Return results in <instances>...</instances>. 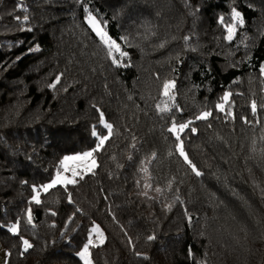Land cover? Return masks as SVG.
Listing matches in <instances>:
<instances>
[{"label":"trees","instance_id":"trees-1","mask_svg":"<svg viewBox=\"0 0 264 264\" xmlns=\"http://www.w3.org/2000/svg\"><path fill=\"white\" fill-rule=\"evenodd\" d=\"M234 11L243 24L228 40ZM89 13L126 66L112 64ZM262 68L264 0H0L6 264H84L95 223L106 239L90 246L93 264H264ZM165 81L182 111L159 113ZM202 111L212 116L195 120ZM172 117L193 121L182 138L200 176L176 152ZM104 122L113 134L97 150ZM89 150L92 171L43 190L65 156Z\"/></svg>","mask_w":264,"mask_h":264},{"label":"snow or ice","instance_id":"snow-or-ice-1","mask_svg":"<svg viewBox=\"0 0 264 264\" xmlns=\"http://www.w3.org/2000/svg\"><path fill=\"white\" fill-rule=\"evenodd\" d=\"M234 18L238 24H241V25L243 24V19L241 17L240 12L234 11ZM88 23L95 30L97 36L102 41L105 48L107 49V55L111 58L112 64L117 67L126 66L122 64L121 58L126 57L128 53L126 50H122L121 44L108 36V34L104 31V28L101 26V23L91 13H89ZM235 31H236V24H231L230 26L227 27V34H228L227 39L228 40L232 39ZM260 71L264 73V68L260 69ZM58 83H59V78H57V80L53 84H51L50 87L55 88L56 84ZM175 87L176 85L174 81H165L163 83L161 94L166 99L163 101L162 104L157 105L159 113L171 114L173 113V109L182 111L181 109H179L178 105H176L175 103V92H174ZM231 95H232L231 92L226 93L222 98L223 101L225 103L228 102ZM216 108L222 113L225 112L224 103H218L216 105ZM251 110L253 114L255 115V113L257 112V105L255 101L251 103ZM211 116H212L211 111H202L196 115L195 120H207ZM100 118L102 121H104V115L102 112L100 113ZM244 122L251 123L247 121L246 119L244 120ZM192 123H193L192 120H187L186 122H181L177 124L174 117H172L171 122H170V127L167 129V131L170 132L174 137V140L176 142V152L178 153L179 157L183 159L184 163H186L189 166V168L192 170V172L195 173L196 176H200L202 175V173L197 169L196 165L192 162V160L189 159L188 154L186 153L184 149V139L182 138V134L185 133L186 130L190 129L192 133L196 132L195 127L190 128V125ZM103 128L106 129L105 134H99L96 131H93V135L96 136L98 140L97 150L102 149L106 141L109 140L113 134V125L111 123L104 122ZM92 157H93V152L91 151L84 153L81 156L65 157L64 158L65 160L64 171L65 172L69 171V166L66 163L67 161L69 160L80 161V160H85V159L88 160V163L85 165V167L87 168L88 171H92V169L97 166L95 159H91ZM144 171H147V169H144ZM77 175H78V171L73 170L72 177H75ZM75 183H76L75 179L69 178L68 176L63 175L61 174V172L58 171L56 173L55 179H53L48 184L44 185L43 190L47 192L48 190L55 188L57 185L67 188L68 185L75 184ZM146 187H150V185H146ZM33 190L36 192V195L33 197L34 202L37 205H39L41 203L40 193L36 188H34ZM155 191L160 192L161 189L156 188ZM69 202H71L70 198H69ZM53 215H55V213H53ZM27 219H28V223L32 222L31 211L28 212ZM10 231L18 234V226L14 224L12 228L10 229ZM91 231L96 234V236L99 238L100 243L102 244L104 242L105 237L100 227L95 226L91 229ZM149 239H154V237H149ZM23 245L25 247V251H27L29 248L32 247V245L29 243L28 240H23ZM90 246H95L93 244V240L91 239V237L88 239V243L84 245L83 250L78 253L79 257L84 261V264H92V261L90 259L91 253L89 251ZM9 255L10 253H6V257Z\"/></svg>","mask_w":264,"mask_h":264},{"label":"rangeland","instance_id":"rangeland-1","mask_svg":"<svg viewBox=\"0 0 264 264\" xmlns=\"http://www.w3.org/2000/svg\"><path fill=\"white\" fill-rule=\"evenodd\" d=\"M92 15H94L96 18H97V20L101 23V26L104 28V31L108 34V32H107V30L105 29V27H104V25L102 24V22L100 21V19H99V17L96 15V14H94V13H91ZM88 19H89V14L86 16V21H87V23H88ZM235 19V18H234ZM236 23V20H235V22L233 23V24H235ZM89 24V23H88ZM90 25V24H89ZM91 26V25H90ZM230 26V25H229ZM91 28H92V26H91ZM93 29V28H92ZM94 30V29H93ZM95 31V30H94ZM234 35V34H233ZM108 36L110 37V35L108 34ZM113 39V38H112ZM115 40V39H114ZM89 151H91V152H93L92 150H89ZM89 151H86V152H84V153H87V152H89ZM84 153H78V154H69V155H67V156H65V157H71V156H81L82 154H84ZM64 157V158H65ZM64 158H63V162H62V164H63V168H64V164H65V160H64ZM91 159H95V157H94V153H93V157L91 158ZM95 161H96V159H95ZM67 163V165L69 166V171L68 172H65L64 171V169L61 171V174H63V175H66V176H68L69 178H73V179H75L76 180V178H78V176H82V175H84L85 173H87V172H90V171H88L87 170V168L85 167V165L88 163V160L87 159H85V160H80V161H72V160H69V161H67L66 162ZM96 165H97V161H96ZM94 169V168H93ZM92 169V170H93ZM73 170H77L78 171V175L77 176H75V177H72V171ZM56 177V176H55ZM55 177L53 178V179H55ZM52 179V180H53ZM51 180V181H52ZM51 181H49V182H51ZM48 182V183H49ZM48 183H46V184H48ZM45 184V185H46ZM43 187V186H42ZM95 226H99L100 227V229H101V231L104 233V231H103V229H102V227L99 225V224H97V223H95L93 226H92V228L93 227H95ZM91 228V229H92ZM91 237V239L93 240V244L94 245H98V244H101L100 243V241H99V238L96 236V234L95 233H93L92 231H90V235H89V238ZM104 237H105V239H106V236H105V233H104ZM105 239H104V241H105ZM2 245H1V243H0V264H4L5 263V259H6V253L2 250ZM4 249V248H3ZM83 250V248L80 250V251H82ZM79 251V252H80ZM89 251H90V247H89ZM91 253V252H90ZM90 259H91V261H92V257H91V255H90ZM83 261V260H82ZM83 263H84V261H83ZM92 264H93V261H92Z\"/></svg>","mask_w":264,"mask_h":264},{"label":"crops","instance_id":"crops-1","mask_svg":"<svg viewBox=\"0 0 264 264\" xmlns=\"http://www.w3.org/2000/svg\"><path fill=\"white\" fill-rule=\"evenodd\" d=\"M2 250H3L5 253H7V251H6L5 249L2 248ZM6 261H7V257H6V259H5V263H4V264H6Z\"/></svg>","mask_w":264,"mask_h":264}]
</instances>
